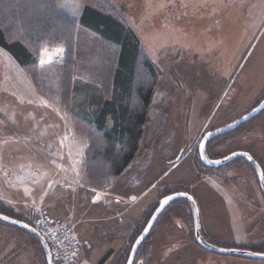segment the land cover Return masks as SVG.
I'll list each match as a JSON object with an SVG mask.
<instances>
[{
  "label": "rangeland",
  "instance_id": "1",
  "mask_svg": "<svg viewBox=\"0 0 264 264\" xmlns=\"http://www.w3.org/2000/svg\"><path fill=\"white\" fill-rule=\"evenodd\" d=\"M71 1L72 12L77 5L84 8L83 3ZM107 1L111 12L138 35L156 75L138 156L109 189H87L83 168L87 142L76 132L73 118L95 123L106 103L117 104L118 96L116 87L104 80L97 35L78 28L69 107L62 100L60 61L42 64L34 83L0 48V173L19 174L32 168L42 174L22 184L20 179L10 183L0 177L1 204L26 218L48 214L76 225L85 246L75 264H99L109 248L101 244L120 234L124 240L131 238L134 223L140 225L137 221L159 194L180 190L195 198L201 224L217 242L264 246V196L252 171L224 167L208 174L196 169L200 139L229 125L264 89V0ZM106 123L111 129L112 115ZM252 134L258 137L255 130ZM236 141L218 138L210 143L209 152L214 159L228 157L245 147L246 142ZM255 143L245 148L264 158V150ZM179 157L180 163L172 165ZM64 176L82 184H68ZM141 188L149 194L137 203L115 195L117 190L133 193ZM170 214L164 213L159 222H167ZM173 222L178 225L192 218ZM165 227L160 224L153 236L180 237L170 230L171 224ZM17 238L31 240L26 231L0 222V243ZM32 249L24 246L19 257L7 249L0 254V264H36ZM212 255L216 264H264V260Z\"/></svg>",
  "mask_w": 264,
  "mask_h": 264
},
{
  "label": "trees",
  "instance_id": "2",
  "mask_svg": "<svg viewBox=\"0 0 264 264\" xmlns=\"http://www.w3.org/2000/svg\"><path fill=\"white\" fill-rule=\"evenodd\" d=\"M58 1L0 0V48L34 83L42 64L60 61L62 100L69 107L78 28L98 36L104 80L116 87L117 104L108 101L95 123L78 116L73 122L87 142L83 168L88 187L104 191L121 177L141 149L156 75L138 35L111 12L107 0H77L84 4L79 23L57 11ZM110 115L114 120L111 129L106 123Z\"/></svg>",
  "mask_w": 264,
  "mask_h": 264
},
{
  "label": "flooded vegetation",
  "instance_id": "3",
  "mask_svg": "<svg viewBox=\"0 0 264 264\" xmlns=\"http://www.w3.org/2000/svg\"><path fill=\"white\" fill-rule=\"evenodd\" d=\"M263 101H264V89L261 91V95L257 97L255 102L251 104L250 106L248 105L245 108L244 112L240 116L235 118L230 124L236 122L240 118L249 114L252 110L258 107V105ZM253 130L256 131L258 135L257 138H255V136L252 134ZM222 137L228 140L229 143L231 144H233L234 142H237L236 140H239L241 144H243L242 142H246L245 147L251 145L255 140L258 142L257 144L255 143V145H257L258 147V150L260 149L264 150V111H262L258 116L240 125L234 131H231ZM213 141H216V139ZM245 147H242V149L239 150L238 152L249 154L255 161H257L260 164L264 172L263 156H258V153L256 155L250 148L247 149ZM234 153H237V152H234ZM208 154L210 158L214 159L209 152V148H208ZM197 158L199 160L198 153H197L196 159ZM199 162L200 160L198 161V163ZM172 165H175V164H172ZM199 165L200 166L202 165L201 162L199 163ZM225 167L227 168L233 167V168H239V169L246 167L247 169L251 170L252 173L255 175L254 171L250 168L249 164L243 160H235L234 162H232L231 164ZM202 169H205L203 165H202ZM215 170L216 169H211L210 171L214 172ZM0 177H2V179H4L5 181L6 180L9 181L10 183H16L15 180L20 179L21 181L18 184H22L28 179L34 180V178L37 177V172L32 168L25 169L22 173H19V174L5 171L2 174L0 173ZM177 192H186L190 194V192L182 191V190L176 191V192H165V193L162 192L159 195V198L157 199L155 204L146 212V214L144 215L143 221L134 230V235L131 238H128L126 240L123 239L122 243H117L120 240L115 239L109 243L101 244L100 246H109V248L107 249L105 255L103 256L99 264H216L217 259L213 257L212 254L220 255V256H232V255H223V254H219L214 251H211L208 248L202 246V244L200 243L201 241L205 242L207 245L211 247H217V248H222V249L250 250L252 252L264 253V247H256V248L236 247L232 245H227L226 243H223L221 241L217 242L215 239L210 237V235L208 234V232H206L202 224H201V233H202L203 239L198 238L190 206L185 201H178L168 206L164 210V212L159 216V219H160V217L164 213H166L167 215L171 213L169 215L168 221L163 223V222H159V219H158L155 225L152 227L149 235L146 238L139 241L138 240L139 236L146 229L147 225L149 224V220L151 219L152 215L155 213V211L159 207L160 200L164 199L165 197L169 195L177 193ZM0 214L10 217L12 219L18 220L20 222H24L28 224L30 227L36 229L37 231H39L38 222L41 219L40 217L43 216L41 215L40 217L37 218L35 215H32L30 218H26V216L22 214L14 213L12 209H9L7 206L2 205L1 202H0ZM184 216H185V219H188V220H190V216H191L192 222H187V223L180 222L178 225L176 224H174L175 226L173 225L174 223L173 220L181 219L182 217L184 218ZM48 217L51 218L50 216ZM160 224L164 227L163 229H166L165 227L166 225L171 224L173 227H171L170 230L173 229V231L177 232L180 235V237L172 236L168 238L167 237L162 238V237H155L156 235L153 236V233L156 231V229L158 228ZM138 241H139L138 247L135 249ZM1 242L2 243H0V254L8 249V251L10 252H15L14 255L19 257V253L21 249H23L24 246L32 245L33 255L37 260L36 264H47L45 254L40 244L32 236H31V240H29L28 242H26L24 239H21V238L14 239L13 241L5 240ZM116 244H118L117 246H119L117 248L118 250L117 252H116V248H114L115 247L114 245ZM84 246L85 245L83 246L81 245L80 249L83 248ZM87 247L90 248V245H88ZM134 249H135V252L134 254H132ZM113 257L115 258L112 260ZM236 257L249 259V260L252 259V258L241 257V256H236ZM35 258L33 259L35 260ZM54 263L58 264L57 262H54Z\"/></svg>",
  "mask_w": 264,
  "mask_h": 264
},
{
  "label": "water",
  "instance_id": "4",
  "mask_svg": "<svg viewBox=\"0 0 264 264\" xmlns=\"http://www.w3.org/2000/svg\"><path fill=\"white\" fill-rule=\"evenodd\" d=\"M262 111H264V101L261 102L258 105V107H256L254 110H252L249 114L240 118L236 122H234L230 125H227L223 128H220V129L206 133L202 137V139L198 145V157H199L201 164L205 168H208V169H220V168H223V167L231 164L235 160L246 161L249 164L250 168L254 171L256 178H257V181L259 183L261 192L264 196V172H263V169L260 166V164L257 161H255L249 154L237 152V153H233L230 156L222 158V159H212V158H210V156L208 154V146L213 140H215L219 137H222L231 131H234L240 125H242L245 122L251 120L252 118L258 116ZM249 157H251V159H249ZM180 159H181V157H179L177 160H175L174 163H177ZM166 200L168 201L167 204L164 203ZM178 201H185L190 206L193 221H194L195 228H196L197 237L200 239H203L202 233H201L200 212H199V208H198V204H197L196 200L194 199L193 196H191L190 194H188L186 192H177V193L169 195V196L165 197L164 199L160 200L159 207L157 208L155 213L152 215L151 219L149 220V224L147 225L146 229L142 232V234L139 236L138 240L140 241V240L146 238L149 235L152 227L155 225V223L159 219V216L164 212V210L168 206H170L171 204L178 202ZM0 222L8 224V225L17 226L20 229H23L27 233H29L40 244V246H41V248L45 254V257H46V263L47 264H55L53 261V257H52L51 250L49 248L48 243L46 242L45 238L36 229L30 227L28 224H26L24 222H20L18 220L12 219V218L7 217V216L2 215V214H0ZM139 241L137 242L135 249L138 247ZM200 243L202 244V246L208 248L211 251L219 253V254L248 257V258H252V259H256V260H264V253L252 252L250 250H240V249H222V248H217V247H211L203 241H201ZM135 249L133 250L132 254H134Z\"/></svg>",
  "mask_w": 264,
  "mask_h": 264
},
{
  "label": "built area",
  "instance_id": "5",
  "mask_svg": "<svg viewBox=\"0 0 264 264\" xmlns=\"http://www.w3.org/2000/svg\"><path fill=\"white\" fill-rule=\"evenodd\" d=\"M40 218L38 230L46 238L54 261L58 264H75L81 246L76 225L64 223L59 218H49L45 214Z\"/></svg>",
  "mask_w": 264,
  "mask_h": 264
},
{
  "label": "crops",
  "instance_id": "6",
  "mask_svg": "<svg viewBox=\"0 0 264 264\" xmlns=\"http://www.w3.org/2000/svg\"><path fill=\"white\" fill-rule=\"evenodd\" d=\"M62 2V3H61ZM60 3H61V5H60V3H59V5H58V10H59V12L61 13V14H63V15H65L66 17H68V18H70L71 20H73L74 22H77V23H79V21H80V19H81V17H82V13H83V10H84V8H81L79 5H77L78 7V10L76 9V10H74L73 12L71 11V8H73V7H75V4L71 1V0H62ZM49 66V65H48ZM76 79V77L73 79V81ZM88 80V79H87ZM152 102H153V97H152V101H151V104H152ZM150 108H151V105H150ZM150 108H149V111H150ZM148 115H149V112H148ZM145 135V134H144ZM139 154V153H138ZM138 156V155H137ZM136 156V157H137ZM135 157V158H136ZM181 161V160H180ZM180 161L178 162V163H180ZM195 162V161H194ZM174 163V162H173ZM172 163V164H173ZM178 163H176L175 165H177ZM196 164H197V167H196V169H198V168H200V170H202V167L199 165V163H198V161L196 162ZM129 169V166L127 167V169L124 171V173L121 175V177L118 179V180H121L122 179V177H124L125 176V174H126V172H127V170ZM206 173H208V171H205ZM209 174V173H208ZM42 176V174L40 173V172H37V177H35L34 178V180H37V179H39L40 177ZM64 179H65V182H68V184H71V185H73L74 183L75 184H77V185H79V184H82V181L80 182V180H73V179H71V178H69V177H67V176H64ZM86 179H87V176H86ZM118 180L117 181H115V183H117L118 182ZM86 183H87V180H86ZM114 183V184H115ZM87 189H90V188H87ZM117 190V189H116ZM132 190H127V191H122V190H120V191H116V193H115V195L116 194H118L117 196H119V195H123V196H126V197H131L130 199H132L133 200V202H140V201H142L148 194H149V192L147 191V190H144L143 188H141V191H133V193L131 192ZM182 191H187V190H182ZM135 192H137V194H135ZM160 195V194H159ZM109 198H112V197H109ZM113 199V198H112ZM135 200V201H134ZM115 202V201H114ZM107 203H102L101 205H106ZM100 205V206H101ZM93 206H96V205H93ZM144 212V210L141 212V215H142V213ZM116 215L117 214H115L114 215V218H116ZM143 218H144V213H143V217H142V219H141V221H137V222H142L143 221ZM137 220V219H136ZM138 223H134V226H135V229L138 227ZM78 234V233H77ZM133 235H134V232H133ZM132 235V236H133ZM123 237H125V236H123V235H117V238H116V240H120L119 242H117V243H122V240L124 239Z\"/></svg>",
  "mask_w": 264,
  "mask_h": 264
},
{
  "label": "snow or ice",
  "instance_id": "7",
  "mask_svg": "<svg viewBox=\"0 0 264 264\" xmlns=\"http://www.w3.org/2000/svg\"><path fill=\"white\" fill-rule=\"evenodd\" d=\"M249 159H251V157H249ZM164 203H165V204H167V203H168V201L166 200Z\"/></svg>",
  "mask_w": 264,
  "mask_h": 264
}]
</instances>
